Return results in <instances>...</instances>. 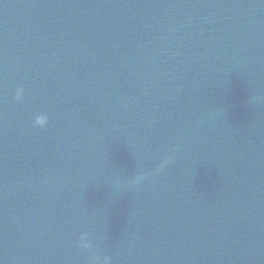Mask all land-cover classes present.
<instances>
[{"label": "water", "instance_id": "1", "mask_svg": "<svg viewBox=\"0 0 264 264\" xmlns=\"http://www.w3.org/2000/svg\"><path fill=\"white\" fill-rule=\"evenodd\" d=\"M93 255L264 264V0H0V264Z\"/></svg>", "mask_w": 264, "mask_h": 264}, {"label": "clouds", "instance_id": "2", "mask_svg": "<svg viewBox=\"0 0 264 264\" xmlns=\"http://www.w3.org/2000/svg\"><path fill=\"white\" fill-rule=\"evenodd\" d=\"M23 97V88H20L17 90L15 94V100L20 101ZM48 116L47 115H40L37 116L33 122V127L44 129L48 125ZM79 247L83 250H90L92 249V244L88 241L87 236H81L80 237V244ZM93 264H111V260L109 257L105 256L103 260H100V257L98 255H93L92 257Z\"/></svg>", "mask_w": 264, "mask_h": 264}]
</instances>
